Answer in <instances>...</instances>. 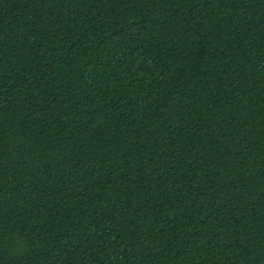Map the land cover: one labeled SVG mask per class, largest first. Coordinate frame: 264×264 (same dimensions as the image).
Listing matches in <instances>:
<instances>
[{
    "label": "trees",
    "instance_id": "trees-1",
    "mask_svg": "<svg viewBox=\"0 0 264 264\" xmlns=\"http://www.w3.org/2000/svg\"><path fill=\"white\" fill-rule=\"evenodd\" d=\"M0 264H264V0H0Z\"/></svg>",
    "mask_w": 264,
    "mask_h": 264
}]
</instances>
